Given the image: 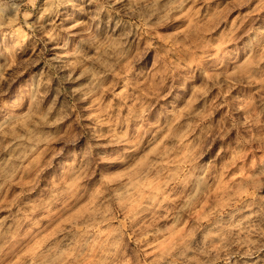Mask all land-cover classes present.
Returning <instances> with one entry per match:
<instances>
[{
	"label": "clouds",
	"instance_id": "obj_1",
	"mask_svg": "<svg viewBox=\"0 0 264 264\" xmlns=\"http://www.w3.org/2000/svg\"><path fill=\"white\" fill-rule=\"evenodd\" d=\"M0 264H264V0H0Z\"/></svg>",
	"mask_w": 264,
	"mask_h": 264
},
{
	"label": "rangeland",
	"instance_id": "obj_2",
	"mask_svg": "<svg viewBox=\"0 0 264 264\" xmlns=\"http://www.w3.org/2000/svg\"><path fill=\"white\" fill-rule=\"evenodd\" d=\"M227 2V0H225V3Z\"/></svg>",
	"mask_w": 264,
	"mask_h": 264
}]
</instances>
